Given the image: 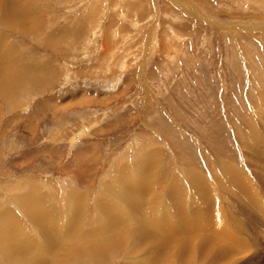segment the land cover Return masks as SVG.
Here are the masks:
<instances>
[{
    "label": "rangeland",
    "instance_id": "rangeland-1",
    "mask_svg": "<svg viewBox=\"0 0 264 264\" xmlns=\"http://www.w3.org/2000/svg\"><path fill=\"white\" fill-rule=\"evenodd\" d=\"M20 19L0 21V233L19 235L0 264L44 258L35 202L59 232L100 210L169 230L67 264H264V0H31Z\"/></svg>",
    "mask_w": 264,
    "mask_h": 264
},
{
    "label": "bare ground",
    "instance_id": "bare-ground-1",
    "mask_svg": "<svg viewBox=\"0 0 264 264\" xmlns=\"http://www.w3.org/2000/svg\"><path fill=\"white\" fill-rule=\"evenodd\" d=\"M27 1V2H26ZM30 1L31 0H18V1H15L16 2V5H13V3L11 2V0H7V2H2L1 0H0V21H2V23L5 25V24H7V25H12V27L13 28H15V29H17V30H22V26H24L23 25V23L21 22V19H20V17L22 16V13H23V11H25V6L28 4V3H30ZM182 6V5H181ZM24 17V16H23ZM24 20V19H23ZM27 23H28V21H27ZM6 27V26H5ZM14 29V30H15ZM1 38H2V36H1ZM0 38V54H3L2 52H4V50H6L5 52H6V56H4V57H1V55H0V79H2V78H4V77H2V74L3 75H5L6 76V71H9V67H10V64L8 63V54H7V51H8V49H5V45L7 46V42L8 41H6L5 39H1ZM8 47V46H7ZM8 57V58H7ZM1 82V81H0ZM1 84H2V82H1ZM0 84V86L1 87H4L3 85H1ZM0 87V88H1ZM262 121V120H261ZM261 123V122H260ZM257 125V124H256ZM256 131H257V128H256ZM255 131V132H256ZM260 133V132H259ZM255 134V133H254ZM261 135V134H260ZM258 136V135H257ZM262 139V138H261ZM253 152V151H252ZM153 162V161H152ZM144 165V164H143ZM156 165H157V163H156ZM157 166H159V164L157 165ZM152 167H153V165H152ZM154 169V168H153ZM155 169H156V167H155ZM255 170V169H254ZM152 179H154L153 177H152ZM140 180V179H139ZM121 181H118L117 180V183H119L120 184V186H119V184H117L118 186H119V188H118V190H119V192H118V190L116 191V192H118L116 195V199L115 200H118V201H126L127 203H128V201H129V199H130V197L128 196L129 194H130V191L129 190H127V191H129V192H127L125 189H123L122 188V185H121V183H120ZM123 182V181H122ZM134 182H136V181H134ZM139 182V184L141 183L140 181H138ZM124 183H125V181H124ZM128 184V183H127ZM134 184H136V183H134ZM85 187V186H84ZM84 187H82V188H84ZM128 187V186H127ZM134 187V186H133ZM130 188V187H129ZM135 188V187H134ZM183 188V187H182ZM126 189H128V188H126ZM131 189V188H130ZM136 191V190H135ZM132 193V192H131ZM136 193V192H135ZM85 196H87L86 194H85ZM189 196V195H188ZM122 197H125L126 199L125 200H122L121 198ZM134 197V196H133ZM82 198H84L83 197V192H82V194L80 195V197H78L77 198V200L75 201V203H74V207L73 208H78V206L81 204V202H84V199L82 200ZM138 198V197H137ZM73 201V200H72ZM104 202V201H103ZM103 202H102V204H103ZM145 202V201H144ZM73 203V202H72ZM105 203V202H104ZM143 203V202H142ZM101 204V206H100V208L101 209H104L105 208V206H108L106 203H105V205L103 206ZM135 204V203H134ZM145 204V203H144ZM86 205V204H85ZM120 205H121V203H120ZM137 205V204H136ZM221 205V204H220ZM111 206V205H110ZM122 206V205H121ZM30 207L32 208L31 209V211H34V213H35V215L36 216H38V218L39 219H37V218H33V217H31V222H33V226H34V228L35 229H37V230H40L41 232V235H42V237H43V239L45 240H47V242H46V244L47 245H45V244H42V243H40L42 246H43V248L42 249H44V250H42V252H44V258H40V259H35V258H37V255L35 256V255H33L32 253V255L33 256H35V257H33L34 259H30V258H27V259H23L22 258V256H20L22 259H18L17 258V260H16V262L18 261V262H28V263H25V264H47L48 263V255H50V257H52V262H53V260L55 261V263H52V264H67L68 263V261H70L71 259H75V260H77V258H79V257H81L82 256V258L85 256V254H87V256L88 255H91L92 256V258H96L98 255H101L102 256V258L105 256V255H103V254H107L108 252L110 253V251H116V250H119L120 248H119V246H118V242H124V239H125V241H131V243L133 242V244H132V248H134L137 244L136 243H138V245L141 243V240H142V238L145 236L146 238V240H148V238H150L151 239V241H153L154 239H156V238H159V240H161V241H163V243L162 244H164V240H163V234H161V233H163L164 231H169V230H165V228L162 230V225H165V224H161V222H159V223H157L156 221H151V219H150V223H149V221H148V223L146 224V226L144 227V229H142L141 230V228L140 227H138V225L136 224V226H137V228H138V230L136 231V232H134V233H132V231L131 230H134V228H132V227H127V229H126V231H124V229L122 228L123 226L122 225H118L117 226V220L119 221V219H115V220H113L112 222H107V219L105 218V216H107L105 213H104V210H100V212L101 211H103L102 213H100V214H102V217H100L99 219H100V224H99V226H100V228H98L99 226H97V228H96V230L94 231L93 230V233H87V231H85V230H83V228H84V222L83 223H81L80 221H78V218L79 217H77V215L78 214H75V213H72L71 215H70V218L71 219H67V218H65V220L67 221L66 222V224H65V226H67L68 227V229L69 228H71L72 229V227L71 226H74L75 225V227L76 228H73L72 230H70V231H68L67 233H65V232H59L57 229V227L55 226V225H53L52 223H53V221L47 216V214L44 212V211H41V210H37L38 209V203L37 202H35V203H32L31 205H30ZM131 207V206H130ZM147 207V206H146ZM168 207V206H167ZM99 208V209H100ZM128 208V207H127ZM140 208H142L141 206H140ZM144 208H145V206H144ZM113 209H114V207H113ZM163 209V208H162ZM136 210V209H135ZM140 210V209H139ZM153 210V209H152ZM30 211V212H31ZM114 211V210H113ZM146 211H148V209L146 210ZM165 211V210H164ZM27 212V211H26ZM32 213V212H31ZM145 213V212H144ZM51 215V214H50ZM111 215V214H110ZM53 216V215H52ZM80 216V215H79ZM128 216V215H127ZM33 218V219H32ZM142 218V217H141ZM140 218V219H141ZM143 218L146 220L147 218H145V216H143ZM30 219V218H29ZM98 219V218H97ZM96 219V220H97ZM98 219V220H99ZM130 219V218H129ZM163 219H165V220H163ZM162 220V222H165L166 220H167V214H165V217L163 218ZM79 220H81V221H83V218L81 219H79ZM108 220H109V218H108ZM123 220V219H122ZM126 220V219H125ZM143 220V219H142ZM144 220V221H145ZM64 221V220H63ZM121 221V220H120ZM129 221V220H128ZM133 221H135V220H133ZM133 221L131 220V222H132V224H134L133 223ZM146 221V222H147ZM6 222V221H5ZM37 222H39L40 224H41V226L39 227V225H38V227L37 226H35V224L37 223ZM65 222V221H64ZM79 223H80V225H79ZM130 223V222H129ZM8 225H11V220L7 223ZM6 224V226L8 227V225ZM46 224H48L49 226L48 227H52L51 229H49L48 227H46L45 225ZM110 224H112L113 226H115L116 228H117V233H116V230H112V228H110ZM61 225V224H60ZM127 225H128V223H127ZM77 226H78V228H77ZM80 226V227H79ZM134 226V225H133ZM6 227V232H3V233H5V234H2V233H0V247L1 248H3V250H5L6 252L7 251H9V255H10V251H12V252H15L16 250H13L12 249V247L13 246H9L8 245V242L7 241H9V239H13L14 240V238L12 237L13 236V234H14V229L11 227V228H7ZM40 228V229H39ZM132 228V229H131ZM147 228H148V230L150 231V234L147 232V231H144V230H147ZM218 228V227H217ZM49 229V230H48ZM63 229V228H62ZM82 229V230H81ZM205 229V228H204ZM60 230V229H59ZM135 231V230H134ZM223 231V230H222ZM233 232V231H232ZM20 233V232H19ZM136 234L137 233V236L135 237V236H133L132 234ZM18 234V230H17V233L16 234H14L15 236ZM209 234V233H208ZM150 235V236H149ZM169 235L172 237V233H169ZM19 236V235H18ZM18 236H16V237H18ZM52 236H53V238H52ZM108 238H107V237ZM133 236V237H132ZM143 236V237H142ZM175 236L176 235H174L173 237L175 238ZM184 236V235H183ZM209 236V235H208ZM87 237V239H85ZM115 237H117V239L115 240L114 238ZM142 237V238H141ZM221 237V236H220ZM135 238V239H134ZM153 238V239H152ZM177 238V237H176ZM42 239V238H41ZM53 239V240H52ZM134 239V240H133ZM113 240H115L112 244H110L109 245V243H110V241H113ZM16 241V240H15ZM27 241V240H26ZM44 242V241H43ZM148 242V241H147ZM194 242V241H193ZM227 242H229V240L227 241ZM144 243V242H143ZM155 243V242H154ZM157 243V242H156ZM222 243V242H221ZM27 244V243H26ZM180 244V243H179ZM186 244V243H185ZM213 244V243H212ZM211 244V245H212ZM217 244V243H216ZM16 245V244H15ZM143 245V247H144V244H142ZM156 245V244H155ZM161 245V244H160ZM159 245V246H160ZM165 245L167 246V248H171L170 247V245H167L166 243H165ZM165 245H162L163 247H165ZM192 245H193V243H192ZM224 245V244H223ZM40 246V245H39ZM177 247V244H175L173 247ZM179 246V245H178ZM234 246H235V244H234ZM52 247V248H51ZM137 247V246H136ZM157 247V246H156ZM223 247V246H222ZM38 248V247H37ZM131 248V249H132ZM138 248V247H137ZM146 249V248H145ZM151 249V248H150ZM149 249V250H150ZM152 249H154V248H152ZM158 249V248H157ZM159 249H160V247H159ZM254 249V248H253ZM31 250V249H30ZM134 250V249H133ZM175 250H177V249H175ZM226 250H228V249H224V252L226 251ZM237 250V249H236ZM35 251V250H34ZM39 251V250H38ZM154 251V250H153ZM180 251H181V249H180ZM232 251H234V250H232ZM231 251V252H232ZM17 252V251H16ZM51 252H53L54 254L53 255H51L50 253ZM138 252H140V251H138ZM167 252H169V251H167ZM235 252V251H234ZM172 253V252H171ZM170 252L169 253H167V255H165V257H160L161 255H162V252H149V251H147V252H143V253H140L139 255H141L142 256V258H140L139 257V255H137L136 253H133L132 252V254L131 255H137L136 257H139V259H136V261H135V263L134 264H151L152 262H154V261H158V263H159V261H161L162 259H165L166 261L165 262H168V264H171L173 261H174V259H173V256H172V254H171ZM27 254V253H26ZM211 254V253H210ZM40 255V254H39ZM42 255V254H41ZM156 255V257H154ZM172 257H171V256ZM175 255V254H174ZM179 254H177L176 256L177 257H179L178 256ZM170 256V257H169ZM8 257V256H7ZM12 257H13V254H12ZM49 257V258H50ZM231 257V256H230ZM14 258H15V256L13 257V260H14ZM105 258V257H104ZM16 259V258H15ZM80 259V258H79ZM86 259V258H85ZM37 260H39V261H37ZM51 260V259H50ZM49 260V261H50ZM82 260H84V259H82ZM80 261V260H79ZM150 261H152V262H150ZM11 263H12V260H11ZM71 262H69V264H70ZM201 263V262H200ZM216 263V262H215ZM21 264V263H20ZM49 264H51V262H49ZM157 264V263H156Z\"/></svg>",
    "mask_w": 264,
    "mask_h": 264
}]
</instances>
